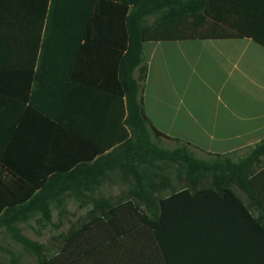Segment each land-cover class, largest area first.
<instances>
[{
  "label": "trees",
  "instance_id": "1",
  "mask_svg": "<svg viewBox=\"0 0 264 264\" xmlns=\"http://www.w3.org/2000/svg\"><path fill=\"white\" fill-rule=\"evenodd\" d=\"M28 7L41 16L34 30L39 68L44 61L80 58L83 82L109 95L108 139L76 129L73 113L81 106L74 97L63 99L62 69L52 66L54 90L43 102L29 101L47 121L45 140L30 142L21 129L13 133L9 119L0 131V227L37 213L47 220L51 200L92 192L116 171L132 177L135 191L116 203L98 198L89 218L37 264H264V140L241 156L205 153L152 127L140 97L143 43L239 37L206 35L203 0H39ZM75 68H67V85ZM160 140L176 147L162 149ZM172 164L188 184L175 189L164 186V178L160 187L170 190L156 196L151 178ZM203 178L208 185L200 184Z\"/></svg>",
  "mask_w": 264,
  "mask_h": 264
},
{
  "label": "crops",
  "instance_id": "2",
  "mask_svg": "<svg viewBox=\"0 0 264 264\" xmlns=\"http://www.w3.org/2000/svg\"><path fill=\"white\" fill-rule=\"evenodd\" d=\"M37 1L0 0V131L9 119L13 133L21 129L30 142L37 136L45 140L47 121L29 101L47 99L54 90L51 68L58 66V92L81 106L73 113L76 129L105 133L108 139L104 110L109 95L83 82L84 62L50 60L39 68L34 30L41 16L28 7ZM203 16L206 35L239 38L143 43L142 109L167 137L205 153L241 156L264 140V46L252 39L264 41V0H203ZM44 26L45 20L42 31ZM72 65L74 79L67 85L65 74Z\"/></svg>",
  "mask_w": 264,
  "mask_h": 264
},
{
  "label": "rangeland",
  "instance_id": "3",
  "mask_svg": "<svg viewBox=\"0 0 264 264\" xmlns=\"http://www.w3.org/2000/svg\"><path fill=\"white\" fill-rule=\"evenodd\" d=\"M153 18L148 19L151 23ZM157 145L166 150H172L176 146L172 142L160 140ZM196 157L204 158V155L195 149ZM162 167V163H159ZM167 179L164 186H172L175 189L188 182L184 171L172 164L171 168L164 171L156 170L151 180L157 184L154 191L156 196L166 194L170 188L160 187V182ZM209 178L201 179V185H208ZM134 180L131 176L122 177L118 172L110 173L104 183L92 192L82 194L66 192L59 198L49 202L50 216L46 220L40 213L28 216L23 222L15 223L11 227H0V264H37L38 258L49 257L54 254L62 243L67 233L85 221L93 211V203L100 197L111 203L124 200L131 192L135 191ZM22 236L30 241L23 244L18 238Z\"/></svg>",
  "mask_w": 264,
  "mask_h": 264
}]
</instances>
